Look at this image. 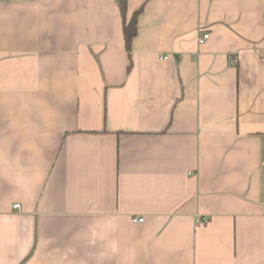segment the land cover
Returning <instances> with one entry per match:
<instances>
[{
  "label": "crops",
  "instance_id": "obj_1",
  "mask_svg": "<svg viewBox=\"0 0 264 264\" xmlns=\"http://www.w3.org/2000/svg\"><path fill=\"white\" fill-rule=\"evenodd\" d=\"M126 2L128 74L116 0H0V264H264V0Z\"/></svg>",
  "mask_w": 264,
  "mask_h": 264
},
{
  "label": "trees",
  "instance_id": "obj_2",
  "mask_svg": "<svg viewBox=\"0 0 264 264\" xmlns=\"http://www.w3.org/2000/svg\"><path fill=\"white\" fill-rule=\"evenodd\" d=\"M122 17V34L124 46L128 58V65L126 68V74L131 71L132 60H131V44L133 39L137 35V17L142 12V7L134 11L129 20L126 19L127 2L126 0H116Z\"/></svg>",
  "mask_w": 264,
  "mask_h": 264
},
{
  "label": "built area",
  "instance_id": "obj_3",
  "mask_svg": "<svg viewBox=\"0 0 264 264\" xmlns=\"http://www.w3.org/2000/svg\"><path fill=\"white\" fill-rule=\"evenodd\" d=\"M208 38H209V35L208 34L201 35V37L198 40L199 44H203ZM13 208L14 209H18L19 206L18 205H14ZM142 221H143L142 218H135V219H133V222H135V223L142 222ZM205 222H206V219H204V218L203 219H197L196 220V223H205Z\"/></svg>",
  "mask_w": 264,
  "mask_h": 264
}]
</instances>
